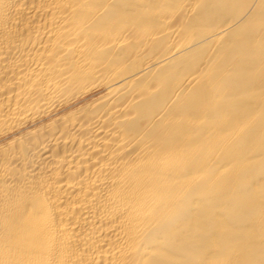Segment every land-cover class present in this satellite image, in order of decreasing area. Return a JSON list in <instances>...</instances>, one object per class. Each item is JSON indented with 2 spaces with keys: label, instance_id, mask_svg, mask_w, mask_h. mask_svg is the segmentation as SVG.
I'll list each match as a JSON object with an SVG mask.
<instances>
[{
  "label": "bare ground",
  "instance_id": "bare-ground-1",
  "mask_svg": "<svg viewBox=\"0 0 264 264\" xmlns=\"http://www.w3.org/2000/svg\"><path fill=\"white\" fill-rule=\"evenodd\" d=\"M0 264H264V0H0Z\"/></svg>",
  "mask_w": 264,
  "mask_h": 264
}]
</instances>
